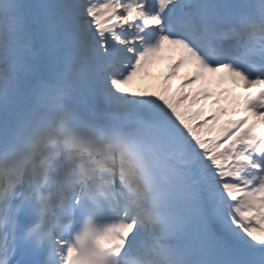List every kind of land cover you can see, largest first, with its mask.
Masks as SVG:
<instances>
[{
  "label": "snow or ice",
  "instance_id": "1",
  "mask_svg": "<svg viewBox=\"0 0 264 264\" xmlns=\"http://www.w3.org/2000/svg\"><path fill=\"white\" fill-rule=\"evenodd\" d=\"M0 264H264V0H0Z\"/></svg>",
  "mask_w": 264,
  "mask_h": 264
},
{
  "label": "rangeland",
  "instance_id": "2",
  "mask_svg": "<svg viewBox=\"0 0 264 264\" xmlns=\"http://www.w3.org/2000/svg\"><path fill=\"white\" fill-rule=\"evenodd\" d=\"M172 62L173 61H171V60L164 59V60H161L159 62L158 67L150 69V72H151L152 76H159L160 77V82H161L162 85L169 84V80L170 79L164 80L162 75H167L168 73H170V71H171V63ZM188 70L189 69H187V67H182V68L177 70L178 75L173 76V79H172L171 89H172L173 92H174L175 88L179 85L181 78H183L184 76L188 75L187 74V73H189ZM148 78L150 79L151 77H148ZM208 111H209V109L206 110V113Z\"/></svg>",
  "mask_w": 264,
  "mask_h": 264
},
{
  "label": "bare ground",
  "instance_id": "3",
  "mask_svg": "<svg viewBox=\"0 0 264 264\" xmlns=\"http://www.w3.org/2000/svg\"><path fill=\"white\" fill-rule=\"evenodd\" d=\"M189 73H190V72H189ZM189 73H187V74H189ZM162 76H163V78H164V80H165V76H166V75H162ZM172 79H173V76L170 77V80H169V84H170V85H172ZM177 89H178V86L175 88L174 92H176Z\"/></svg>",
  "mask_w": 264,
  "mask_h": 264
}]
</instances>
